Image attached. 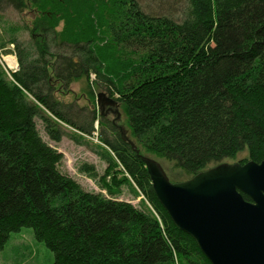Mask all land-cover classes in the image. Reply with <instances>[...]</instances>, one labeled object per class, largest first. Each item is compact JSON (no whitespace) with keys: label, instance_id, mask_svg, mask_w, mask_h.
Instances as JSON below:
<instances>
[{"label":"trees","instance_id":"trees-1","mask_svg":"<svg viewBox=\"0 0 264 264\" xmlns=\"http://www.w3.org/2000/svg\"><path fill=\"white\" fill-rule=\"evenodd\" d=\"M183 3L176 21L145 14L136 0H0L19 15L36 12L24 27L29 43L0 42L18 63L16 73L0 65V252L31 229L53 264H209L157 202L142 159L189 179L241 153L240 165L263 161L264 0ZM72 83L90 103L103 94L117 104L134 148L95 108L85 121L57 99ZM36 121L54 144L71 129L78 146L98 123L94 154L116 186L143 198L138 207L115 200L103 181L110 197L62 174L63 157ZM78 172L97 181L91 165Z\"/></svg>","mask_w":264,"mask_h":264},{"label":"water","instance_id":"water-1","mask_svg":"<svg viewBox=\"0 0 264 264\" xmlns=\"http://www.w3.org/2000/svg\"><path fill=\"white\" fill-rule=\"evenodd\" d=\"M103 99L118 109L103 94L95 103ZM117 128L131 144L125 130ZM142 161L157 202L209 264H264V159L260 164H221L176 184L158 163Z\"/></svg>","mask_w":264,"mask_h":264},{"label":"rangeland","instance_id":"rangeland-1","mask_svg":"<svg viewBox=\"0 0 264 264\" xmlns=\"http://www.w3.org/2000/svg\"><path fill=\"white\" fill-rule=\"evenodd\" d=\"M136 1L142 11L147 15L152 17H170L176 21H179L182 18V11L185 6L183 0ZM35 15L36 12L33 9L19 15L10 7L0 8V42H6L10 37L14 36L25 45L29 43L30 36L24 31V27L26 28V26H30L29 24L33 21ZM60 28L61 27L58 28V31ZM6 58H12L15 61V69H10L8 67ZM0 65L8 73H16V71H18V63L14 55L13 46H7L3 51H0ZM95 80V75L91 74L90 83L94 84ZM53 85L55 88H58L57 84L54 83ZM82 86V83H72L67 88L68 91L66 92V95L62 96L60 93L63 90L60 89L56 92V97L59 101H63L65 104L73 105L74 111H78V115H83L86 121L89 109L95 108L96 116L98 117L100 115L101 103L97 105L96 103H90L88 100L84 99L81 92ZM95 94L97 95L98 91L95 90ZM107 97V95H104V98L107 99ZM117 114H119L118 119ZM104 118L106 119L107 124H111L117 119L115 125L123 128L126 132L125 136L128 138L129 134L127 132L126 120L119 109L115 110V114L110 113L109 115H105ZM36 125L41 139L62 155L63 160L59 167V171L62 174L70 177L86 192L102 194L104 197H110L106 191L101 189L102 184L100 181H103L114 194L117 193L113 197L115 200L138 207L139 202L143 198L140 197L136 199L131 192L130 187L127 185L116 186L111 177H106L105 175L107 166L94 154V149L96 146L100 145L98 142V135L100 134L101 129L98 127V123L94 124L95 133L91 137L85 139L86 142H88L87 145L80 146L71 141L70 137H67V134L73 133L69 128L64 127L63 130L66 133V137L62 139L61 143L54 144L46 137L41 123L36 121ZM104 134L106 133L104 132ZM146 159L158 163L171 184L182 183L189 180V177L182 170L174 169L173 164L164 160H156L152 157H147ZM245 159H247L246 153H241L234 161H226L223 164L233 165ZM84 164L94 167L98 176L96 182L89 180L78 172L79 168ZM114 176L117 180H122L123 178V176L118 173ZM53 261V255L42 244H39L34 240L31 229H22L19 233L12 234L4 249L0 252V264H53Z\"/></svg>","mask_w":264,"mask_h":264},{"label":"flooded vegetation","instance_id":"flooded-vegetation-1","mask_svg":"<svg viewBox=\"0 0 264 264\" xmlns=\"http://www.w3.org/2000/svg\"><path fill=\"white\" fill-rule=\"evenodd\" d=\"M100 103H101V108H100L101 113L99 115L100 118H104L105 115H109L110 113L115 114V107L110 106L109 100L103 99L101 100ZM112 125H114L116 129H118L117 126L115 125V122H112Z\"/></svg>","mask_w":264,"mask_h":264},{"label":"bare ground","instance_id":"bare-ground-1","mask_svg":"<svg viewBox=\"0 0 264 264\" xmlns=\"http://www.w3.org/2000/svg\"><path fill=\"white\" fill-rule=\"evenodd\" d=\"M6 63L10 69H15L16 63L12 58H6Z\"/></svg>","mask_w":264,"mask_h":264}]
</instances>
